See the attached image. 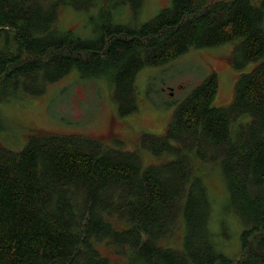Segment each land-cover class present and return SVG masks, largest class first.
Here are the masks:
<instances>
[{
  "label": "trees",
  "instance_id": "1",
  "mask_svg": "<svg viewBox=\"0 0 264 264\" xmlns=\"http://www.w3.org/2000/svg\"><path fill=\"white\" fill-rule=\"evenodd\" d=\"M143 0H0V101L39 95L77 70L105 75L117 113L137 109L134 79L189 47L234 42L239 74L232 100L212 104L215 73L173 111L162 134L139 150L103 137L31 131L23 147L0 143V264H264V0H171L146 22ZM98 8L91 40L58 29L60 8ZM127 5L134 17L119 23ZM1 122V119H0ZM1 125V123H0ZM217 164L230 204L246 223L236 258L210 241V201L199 168ZM199 165V166H198ZM178 235V240L169 238Z\"/></svg>",
  "mask_w": 264,
  "mask_h": 264
},
{
  "label": "rangeland",
  "instance_id": "2",
  "mask_svg": "<svg viewBox=\"0 0 264 264\" xmlns=\"http://www.w3.org/2000/svg\"><path fill=\"white\" fill-rule=\"evenodd\" d=\"M170 4L171 0H143L135 20L138 24L146 22ZM115 16L123 24L134 17L127 5L116 10ZM98 20L97 6L81 10L65 5L59 10L58 29L91 40L99 32ZM237 41L203 48L191 46L164 64L143 66L134 79L137 109L124 116L117 113L112 83L105 75L82 76L79 71L71 70L48 83L39 95H13L0 101V143L12 150L20 149L35 130L91 135L103 137L109 145L115 141L122 149L139 150L144 166L159 163L165 157L140 148L141 134H162L177 105L211 73H215L218 83L212 104H229L239 74L259 63L248 62L236 68L230 57ZM199 173L210 201L207 221L210 241L225 256L236 258L246 223L230 204L219 166L202 165ZM178 235L169 239L178 240ZM100 250L109 257L110 264L126 260L125 254L114 252L110 246L100 245Z\"/></svg>",
  "mask_w": 264,
  "mask_h": 264
}]
</instances>
